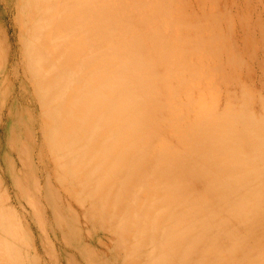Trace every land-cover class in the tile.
Here are the masks:
<instances>
[{
	"label": "rangeland",
	"instance_id": "rangeland-1",
	"mask_svg": "<svg viewBox=\"0 0 264 264\" xmlns=\"http://www.w3.org/2000/svg\"><path fill=\"white\" fill-rule=\"evenodd\" d=\"M0 264H264V0H0Z\"/></svg>",
	"mask_w": 264,
	"mask_h": 264
},
{
	"label": "bare ground",
	"instance_id": "bare-ground-1",
	"mask_svg": "<svg viewBox=\"0 0 264 264\" xmlns=\"http://www.w3.org/2000/svg\"><path fill=\"white\" fill-rule=\"evenodd\" d=\"M42 2V1H41ZM37 4V3H36Z\"/></svg>",
	"mask_w": 264,
	"mask_h": 264
}]
</instances>
